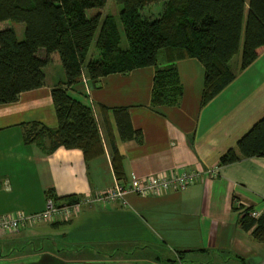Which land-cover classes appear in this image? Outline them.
Masks as SVG:
<instances>
[{"label":"crops","instance_id":"1","mask_svg":"<svg viewBox=\"0 0 264 264\" xmlns=\"http://www.w3.org/2000/svg\"><path fill=\"white\" fill-rule=\"evenodd\" d=\"M157 58L159 66L177 64L178 104L152 105L155 65L69 86L98 121L103 151L92 157L79 147L48 152L25 141L31 121L58 124L52 88L66 80L65 70L50 77L47 68L42 86L0 103V214L41 210L50 193L65 202L113 186L112 141L123 182L182 168L199 170L197 180L160 195L128 192L126 201L93 202L66 219L0 232V264H264V240L240 223L244 208L264 209V156L220 163L264 115V48L246 67L230 65L235 77L204 104L198 57L163 47ZM114 106H128L141 140L122 137Z\"/></svg>","mask_w":264,"mask_h":264},{"label":"trees","instance_id":"2","mask_svg":"<svg viewBox=\"0 0 264 264\" xmlns=\"http://www.w3.org/2000/svg\"><path fill=\"white\" fill-rule=\"evenodd\" d=\"M117 1L124 5L120 18L127 47L121 45V31L109 13L96 39L100 55L86 61L101 21V12L89 16L87 9L103 7L107 0H0V21L25 22L22 39L13 27L0 29V103L15 101L21 92L42 86L44 66L50 62L62 63L67 75L52 88L58 124L31 121L25 130L26 142H35L48 152L60 146L79 147L86 157L103 151L93 107L69 92V86L81 82L84 73L96 81L111 72L155 65L151 103L175 105L183 95L177 64L159 66L157 57L163 47L177 48L183 56H196L204 64V104L235 77L229 62L241 47V68L264 48V0H166L162 13L154 19L144 17L140 9L156 0ZM112 108L122 137L141 140L142 131L133 127L128 106ZM112 152L120 178L114 141ZM253 155L264 156V115L236 146L221 155L220 163ZM253 208H244L240 223L264 240V216L250 215ZM167 264H178V260L168 259Z\"/></svg>","mask_w":264,"mask_h":264},{"label":"built area","instance_id":"3","mask_svg":"<svg viewBox=\"0 0 264 264\" xmlns=\"http://www.w3.org/2000/svg\"><path fill=\"white\" fill-rule=\"evenodd\" d=\"M89 77L83 74V82L88 84ZM213 174L216 169H208ZM200 175L196 169H178L168 173L153 174L146 177L135 176L128 182L116 180L115 184L96 193L77 195L74 200L57 202L51 195L48 196L43 209L32 212L18 211L15 213L0 214V232L19 231L25 226L55 219H66L78 212L83 205L93 202L107 203L122 200L126 201V194L134 192L139 195H160L171 190H177L193 183ZM250 215L264 216V209L253 208ZM178 264L182 262L178 259Z\"/></svg>","mask_w":264,"mask_h":264},{"label":"rangeland","instance_id":"4","mask_svg":"<svg viewBox=\"0 0 264 264\" xmlns=\"http://www.w3.org/2000/svg\"><path fill=\"white\" fill-rule=\"evenodd\" d=\"M165 2H166V0H156V1L150 2L146 5H144L140 9V11L144 17H146L148 19H154L162 13L164 6H165ZM123 7H124L123 3L118 2L117 0H107L106 4L103 7H90L87 9L89 16H93V15L101 12V21H100V25L96 31V34L94 36V40L92 42V45L90 46V49H89L88 54L86 56V61H88L89 59H91L93 57H98L100 55V49L96 45V39H97V36L100 32V28H101V24L103 22V19L109 13L115 17V19L118 23V26H119V29H120L121 35H122L121 45L123 47H127V45H128L127 38H126L124 26H123L121 18H120V12L123 9ZM7 27H13L16 30L18 37L20 39L24 38V36H25V22L18 21L15 19H5V20L0 21V29L7 28ZM40 52L44 53L45 49L42 48L40 50ZM241 59H242V47L231 58L230 65L232 67H236L241 62ZM47 68H49L48 73L50 74V77H53V76L58 77L60 72H65L64 71L65 69H64L62 63H60V62H50L46 66H44V70L47 71Z\"/></svg>","mask_w":264,"mask_h":264}]
</instances>
